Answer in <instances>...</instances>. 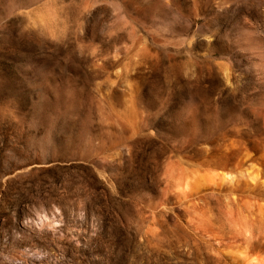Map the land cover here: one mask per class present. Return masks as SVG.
<instances>
[{
    "label": "rangeland",
    "instance_id": "rangeland-1",
    "mask_svg": "<svg viewBox=\"0 0 264 264\" xmlns=\"http://www.w3.org/2000/svg\"><path fill=\"white\" fill-rule=\"evenodd\" d=\"M263 158L264 0H0V264H230Z\"/></svg>",
    "mask_w": 264,
    "mask_h": 264
},
{
    "label": "bare ground",
    "instance_id": "bare-ground-1",
    "mask_svg": "<svg viewBox=\"0 0 264 264\" xmlns=\"http://www.w3.org/2000/svg\"><path fill=\"white\" fill-rule=\"evenodd\" d=\"M264 159V158H263ZM257 166V165H256ZM240 167V166H239ZM243 167V166H242ZM238 168V167H237ZM249 168V167H248ZM255 168V167H254ZM264 168V167H263ZM223 170V169H222ZM248 170V169H247ZM252 170V169H251ZM255 170H256V168H255ZM257 171V170H256ZM263 171V170H262ZM173 172V171H172ZM177 172V171H176ZM176 172H175V174H176ZM182 172L183 171H181V174H182ZM240 172V171H239ZM184 173V172H183ZM220 173H222V172H220ZM252 173V172H251ZM261 173V172H260ZM258 171L257 172H255L254 171V173H252V174H248V176H245V181H243L242 179H240V180H238L237 181V183H239L241 180H242V183H244L245 185H247V186H253L252 185V182H254V181H257V179L259 178V176H260V178H261V181L263 180V183L261 184V185H263L264 186V172H263V174H260ZM172 174V173H171ZM216 174V173H215ZM240 174V173H239ZM243 174H245V172L244 173H241L240 175L242 176ZM173 175V174H172ZM184 175V174H183ZM219 175V173H217V176ZM233 175V174H232ZM232 175H230V174H228L227 173V175L225 174V176L224 177H217V178H219V180H223L224 182L226 181L227 183H232V182H234V175L232 176ZM237 175V174H236ZM216 176V175H215ZM189 177V176H188ZM214 177V176H213ZM213 177H211L210 176V174H208V175H206V176H204V175H202L201 177H198V178H194V180H195V182H194V180L192 179L191 181L193 182L192 184H190L189 183V180H186V181H184V185H185V182H188V183H186V187H185V189L187 188H189V191L188 190H185L184 189V185H182L183 186V189H184V191H183V193L182 194H184L183 196L184 197H186V196H188V198H189V195L190 194H192V189H194V187L198 184V182L199 181H201V180H209V181H212L213 182V184L215 183H217V182H215V181H213V180H216V179H213ZM183 178V177H182ZM213 179V180H211V179ZM223 178V179H222ZM230 178V179H229ZM237 178L239 179V177L237 176ZM259 178V179H260ZM175 179V178H174ZM180 179V178H179ZM170 180H172V179H170ZM222 181V182H223ZM236 181V180H235ZM261 181L259 182V183H261ZM175 182V181H174ZM183 182V181H182ZM182 182H180V183H182ZM204 182H206V181H204ZM220 182V181H219ZM223 182V183H224ZM225 182V183H226ZM209 182H207V184H208ZM241 183V182H240ZM258 183V184H259ZM176 184H178V183H176ZM175 184V185H176ZM205 184V183H204ZM174 185V186H175ZM206 185V184H205ZM210 185V184H209ZM221 185V184H220ZM233 185V184H232ZM201 186V185H200ZM216 186V185H215ZM221 186H223V185H221ZM178 187V186H177ZM179 187H180V185H179ZM220 187V186H219ZM262 187V186H261ZM181 188V187H180ZM180 188H178V189H180ZM202 188V187H201ZM221 188V187H220ZM263 188V187H262ZM238 189V188H237ZM252 190H253V188H252ZM249 191H251V190H249ZM180 193L179 194H181V190L179 191ZM198 192V191H197ZM233 192V191H232ZM253 192V191H252ZM200 193V192H199ZM255 193H256V191H255ZM261 193H262V190H261ZM182 194H181V196H182ZM198 194V193H197ZM207 194V193H206ZM232 194V193H231ZM253 194V193H252ZM193 196H194V194H192ZM260 195V194H259ZM263 195V194H262ZM261 195V196H262ZM236 196V195H235ZM191 197V196H190ZM200 197V196H199ZM205 197V196H204ZM181 199V198H180ZM192 199V198H191ZM235 199V198H234ZM241 199V198H240ZM257 199H258V197H257ZM186 200V199H185ZM196 200V199H195ZM187 201V200H186ZM185 201V202H186ZM193 201V200H192ZM247 201H250V200H247ZM258 201V200H257ZM190 202V201H189ZM244 203V202H243ZM190 204V203H189ZM194 204V203H193ZM245 204V203H244ZM246 204H248L247 202H246ZM192 205V204H191ZM254 205V204H253ZM252 205V206H253ZM194 206H196V205H193V207ZM240 206V205H239ZM251 206V207H252ZM256 206V205H255ZM259 207V206H258ZM260 207H263V206H261L260 205ZM259 207V208H260ZM232 209L234 208V207H231ZM264 208V207H263ZM249 209V208H248ZM235 210V209H234ZM251 210V209H250ZM254 210V209H253ZM229 211H230V208H229ZM232 211V210H231ZM239 211V210H238ZM264 211V210H263ZM242 212H243V210H242ZM259 212H261V211H259ZM231 215H232V212L230 213ZM253 214V213H252ZM263 214V213H262ZM241 215V214H240ZM243 215H244V213H243ZM242 215V216H243ZM260 215H261V213H260ZM202 216V215H201ZM255 216V215H254ZM250 217V216H249ZM252 217V216H251ZM259 217V216H258ZM262 217V216H261ZM244 218V217H243ZM243 218H235L236 219V221H235V224H233L234 222H231L233 225H235L234 226V234H235V236H234V234H233V236L231 235V237H233V238H235V240H236V242H238V244H239V242H240V244H239V247H238V251H237V254H235V255H233V256H231V257H229V262H230V264H264V237H261V231L259 232V228L257 227V226H255V227H253V224H251L250 222H248V220L250 219H247V218H245V219H243ZM200 219V218H199ZM210 219V218H209ZM234 218L232 219V221L233 220H235ZM252 220V219H251ZM257 220V219H256ZM203 221V220H202ZM205 221H206V219H205ZM254 221H255V219H254ZM190 222V221H189ZM197 222V221H196ZM199 222V221H198ZM255 222H257V221H255ZM255 222H252V223H254L255 224ZM258 222H262V224H263V222H264V216L261 218V219H259V221ZM193 224V223H192ZM231 224V225H232ZM262 224L260 225V228H261V226H262ZM194 226V225H193ZM196 226V225H195ZM264 226V225H263ZM256 227L258 228L257 230H258V232L260 233L259 235H258V233L256 232ZM197 228V230H198V227H196ZM207 228V227H206ZM264 228V227H263ZM199 229L200 230H203V229H201V227H199ZM209 229V228H208ZM262 229V228H261ZM196 230V231H197ZM231 231H232V229H230ZM230 231V232H231ZM207 232H209V231H207ZM233 232V231H232ZM201 233V232H200ZM205 234V233H204ZM210 234V233H209ZM212 235V234H211ZM210 235V236H211ZM223 235V234H222ZM226 235V234H225ZM204 236V235H203ZM209 236V235H208ZM209 236V237H210ZM221 236V235H220ZM262 236H264V235H262ZM213 237V236H212ZM215 237V236H214ZM224 238H225V236H223ZM231 237H230V239H231ZM211 238V237H210ZM227 238V237H226ZM222 239V238H221ZM230 239H229V241H230ZM220 240V239H219ZM232 240V239H231ZM234 240H232V242H233ZM220 242V241H219ZM222 244V243H221ZM237 245V243H235V246ZM238 246V245H237ZM227 248V247H226ZM235 248V247H234ZM235 251H233V252H236V249H234ZM229 255V254H228ZM232 255V254H231ZM227 258V257H226ZM228 263V262H227Z\"/></svg>",
    "mask_w": 264,
    "mask_h": 264
}]
</instances>
